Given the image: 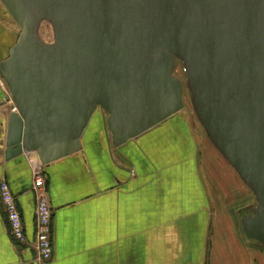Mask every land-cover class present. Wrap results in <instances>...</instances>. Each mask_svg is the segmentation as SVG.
I'll return each instance as SVG.
<instances>
[{
	"label": "water",
	"instance_id": "water-1",
	"mask_svg": "<svg viewBox=\"0 0 264 264\" xmlns=\"http://www.w3.org/2000/svg\"><path fill=\"white\" fill-rule=\"evenodd\" d=\"M19 30L0 57L17 112L6 160L33 171L82 148L99 107L121 146L183 108L176 61L206 135L252 191L240 217L264 247V0H0ZM46 21L53 41H44Z\"/></svg>",
	"mask_w": 264,
	"mask_h": 264
},
{
	"label": "crops",
	"instance_id": "crops-1",
	"mask_svg": "<svg viewBox=\"0 0 264 264\" xmlns=\"http://www.w3.org/2000/svg\"><path fill=\"white\" fill-rule=\"evenodd\" d=\"M0 88V180L16 196L26 244L0 202V264H264L236 214L241 183L179 112L114 146L97 108L82 148L41 167L52 208V257L35 260L33 169L4 144L11 103ZM181 115V116H180ZM191 126V128H189Z\"/></svg>",
	"mask_w": 264,
	"mask_h": 264
},
{
	"label": "built area",
	"instance_id": "built-area-1",
	"mask_svg": "<svg viewBox=\"0 0 264 264\" xmlns=\"http://www.w3.org/2000/svg\"><path fill=\"white\" fill-rule=\"evenodd\" d=\"M0 88L5 90L0 83ZM6 92V91H5ZM8 101L11 103L10 111L17 112L16 106L7 92ZM32 190L35 195V234L34 249L35 260L47 262L52 257L51 224L52 208L49 203L48 193L41 170L33 171ZM0 202L6 215L10 234L20 243L26 244L27 237L24 231L22 217L17 206L16 196L10 189L5 178L0 180Z\"/></svg>",
	"mask_w": 264,
	"mask_h": 264
},
{
	"label": "rangeland",
	"instance_id": "rangeland-1",
	"mask_svg": "<svg viewBox=\"0 0 264 264\" xmlns=\"http://www.w3.org/2000/svg\"><path fill=\"white\" fill-rule=\"evenodd\" d=\"M0 7L2 8V14L7 16L5 19L3 17V20H1L2 16L0 17L2 24H4L6 27L9 25L15 24V22L12 20V18L10 17V15L8 14V12L6 11V9L4 8V6L1 3H0ZM1 27H2L1 31L5 32L6 31L5 27H3V26H1ZM12 28L14 30H17V29L19 30V28H17L16 24L14 26L12 25ZM38 33L44 41H46V42H52L53 41L52 28L48 22L43 21L40 23ZM1 39L4 41V38H1ZM11 43H12V41L8 40L6 42V45L2 46L3 49L4 50L8 49L9 46L11 45ZM3 53H5V52H3ZM3 53L0 52V57H2ZM173 73L175 76H177L181 80L182 85H183V89H182L183 108L179 111V113L181 115L185 116V118H189L190 122H192L194 125V126H192V128H193L192 130H197L198 132H200L201 136L207 140V142L214 149V151L216 153H218L219 155H221L222 158H224L223 155L216 149V147L212 144V142L210 141V139L206 135L202 125L200 124V122H199V120L195 114V111H194L193 105H192V101H191L190 91H189L187 84H186L185 69H184L183 65L181 64V62L178 60L175 63ZM0 83L4 86L5 91L9 93L8 87H7L6 83L4 82L3 78L1 77V75H0ZM103 111H105V110L103 109ZM189 128H191V126H189ZM224 160H225L226 164L229 166V168L232 170L233 176H236V178H238L240 180V183H241V190H240L241 196H240L239 202L236 203L238 205H236V207H235L236 214L238 213V217H239L243 214H247L248 212L251 213L252 210L254 209L255 205H256V200H255V197H254L252 191L240 179L239 175L236 173V171L232 168V166L227 162V160L225 158H224ZM47 262H40V263H47Z\"/></svg>",
	"mask_w": 264,
	"mask_h": 264
},
{
	"label": "flooded vegetation",
	"instance_id": "flooded-vegetation-1",
	"mask_svg": "<svg viewBox=\"0 0 264 264\" xmlns=\"http://www.w3.org/2000/svg\"><path fill=\"white\" fill-rule=\"evenodd\" d=\"M1 16H2V17H1ZM0 17H1V20H3V17H4V19L7 17L6 15H3V14H2V8H1V7H0ZM1 20H0V40H2L1 38L10 37V36H9L10 34L12 35V34L16 33V30H14V29L12 28V25L14 26L15 24H12V25H9V26L5 27V25L2 24ZM1 26L5 27L6 32H7L9 35L6 34L5 32H2V31H1V29H2ZM11 28H12V29H11ZM17 28H18V27H17ZM0 47H2V45H1ZM248 213H249V212H248Z\"/></svg>",
	"mask_w": 264,
	"mask_h": 264
},
{
	"label": "trees",
	"instance_id": "trees-1",
	"mask_svg": "<svg viewBox=\"0 0 264 264\" xmlns=\"http://www.w3.org/2000/svg\"><path fill=\"white\" fill-rule=\"evenodd\" d=\"M6 27V26H5ZM6 32V31H5ZM7 33V32H6Z\"/></svg>",
	"mask_w": 264,
	"mask_h": 264
}]
</instances>
